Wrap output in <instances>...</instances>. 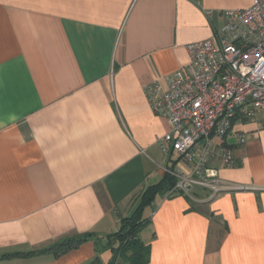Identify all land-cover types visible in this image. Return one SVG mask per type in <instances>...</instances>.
<instances>
[{"label":"crops","instance_id":"obj_1","mask_svg":"<svg viewBox=\"0 0 264 264\" xmlns=\"http://www.w3.org/2000/svg\"><path fill=\"white\" fill-rule=\"evenodd\" d=\"M251 1L0 0V264L110 263L132 194L176 159L146 86L165 89L185 44ZM234 130L233 163L210 164L243 187L157 195L138 232L145 264H264V112ZM84 232L95 236L55 258L1 257Z\"/></svg>","mask_w":264,"mask_h":264},{"label":"built area","instance_id":"obj_2","mask_svg":"<svg viewBox=\"0 0 264 264\" xmlns=\"http://www.w3.org/2000/svg\"><path fill=\"white\" fill-rule=\"evenodd\" d=\"M223 23L207 39L185 44L188 62L167 78V87L146 86L149 108L164 116L170 130L160 138L165 155L175 152L174 185L166 196L188 194L192 185L211 193L243 186L222 180L210 164H232L223 140L234 123L264 112V0L222 11Z\"/></svg>","mask_w":264,"mask_h":264},{"label":"trees","instance_id":"obj_3","mask_svg":"<svg viewBox=\"0 0 264 264\" xmlns=\"http://www.w3.org/2000/svg\"><path fill=\"white\" fill-rule=\"evenodd\" d=\"M175 183V177L169 172H164L163 177L156 183L138 188L132 194V210L129 215L120 219V228L112 233L117 241L113 249V256L109 264H145L149 256V247L140 241L138 237L139 229L145 224L147 218L143 215L146 207L150 206L155 197L166 193ZM95 236L93 232H84L65 236L51 245L34 251L4 253L1 257L11 255L31 256L39 254H50L53 258L60 256L67 250L77 247L84 241ZM104 248V247H103ZM100 251V249H97ZM98 262V257L95 258Z\"/></svg>","mask_w":264,"mask_h":264},{"label":"rangeland","instance_id":"obj_4","mask_svg":"<svg viewBox=\"0 0 264 264\" xmlns=\"http://www.w3.org/2000/svg\"><path fill=\"white\" fill-rule=\"evenodd\" d=\"M177 159V158H176ZM192 187H194L192 190H196V189H198V190H202V189H199L198 187H200V188H204V187H202V186H200V185H192L190 188H189V190L192 188ZM204 189H207L208 191H209V189L208 188H204ZM210 192V195L211 196H213L214 194L213 193H211V191H209ZM219 192H222V191H218L217 193H219ZM216 194V193H215ZM184 195H187V194H184ZM132 210V209H131ZM131 210H128V212L127 211H125V215H128V214H130L131 213ZM120 264H124V263H120Z\"/></svg>","mask_w":264,"mask_h":264}]
</instances>
